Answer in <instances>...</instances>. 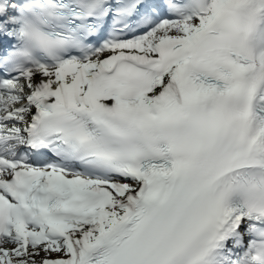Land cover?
I'll list each match as a JSON object with an SVG mask.
<instances>
[{"label": "snow or ice", "instance_id": "1", "mask_svg": "<svg viewBox=\"0 0 264 264\" xmlns=\"http://www.w3.org/2000/svg\"><path fill=\"white\" fill-rule=\"evenodd\" d=\"M0 264H264V0H0Z\"/></svg>", "mask_w": 264, "mask_h": 264}]
</instances>
